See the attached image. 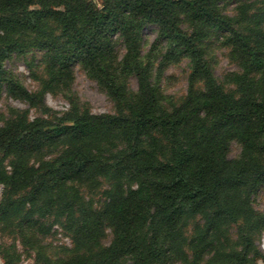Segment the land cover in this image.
<instances>
[{
	"label": "trees",
	"instance_id": "1",
	"mask_svg": "<svg viewBox=\"0 0 264 264\" xmlns=\"http://www.w3.org/2000/svg\"><path fill=\"white\" fill-rule=\"evenodd\" d=\"M222 1L102 0L97 6L93 0H0V29L7 37L10 28L30 29L46 17L67 29V39L57 48L51 65L53 80L71 73L73 61L80 59L109 93L127 103V113L118 116L84 111L59 124L35 120L25 126L0 127V149L16 155L10 173L0 170V182L9 188L31 183L24 202L33 203L41 195L43 203L51 206L55 197L62 195L60 209L66 211L71 224L76 223V234L87 251L78 264H169L179 253L181 264H198L212 244L207 235L218 227L220 211L242 216L248 226L240 237L239 249L221 252V264H253L255 258L264 262L253 244L252 233L259 221L253 220L247 196L264 185V164L226 156L228 144L235 138L248 150L264 154V33L256 40L246 39L232 24L233 18L222 11ZM255 18H264V8ZM182 21L191 26L189 33ZM151 23L189 55L191 76L206 85L205 91L179 104L170 102L169 109L162 108L164 94L149 81L148 70L137 60L138 32ZM213 29L229 33L247 74L258 73L252 79L239 77L241 92L237 96L214 84L197 45ZM116 34L127 45L120 59L114 46ZM53 42L41 37L33 44ZM129 69L137 78V91L131 96L123 84ZM20 89L32 101L29 92ZM114 131L122 134L127 147L108 150L110 156L105 158L102 146ZM148 139L162 159L153 155L147 159ZM57 141L65 142L68 148L42 171L40 167H25L30 153ZM104 169H111L118 181L131 180L134 186L125 190L119 183L117 192L96 211L68 182ZM243 190L246 196L241 197ZM76 207L79 213L74 218ZM15 209V201L0 203L3 216ZM196 213H211L210 223L191 238V255L187 257L177 244V229L184 215ZM105 221L112 227V239L101 246L99 235ZM13 258L9 253L4 264H15ZM35 260L37 264H71L49 259L41 244Z\"/></svg>",
	"mask_w": 264,
	"mask_h": 264
},
{
	"label": "rangeland",
	"instance_id": "2",
	"mask_svg": "<svg viewBox=\"0 0 264 264\" xmlns=\"http://www.w3.org/2000/svg\"><path fill=\"white\" fill-rule=\"evenodd\" d=\"M93 1L97 6H101L102 0ZM220 6L224 13L233 18L232 24L246 39L256 40L259 34L264 33V18H255L264 8V0H223ZM181 26L187 33L191 31V26L186 21H182ZM67 35L68 31L64 25L51 17H46L39 23L34 22L30 29L10 28L8 37L7 32L0 29V127L25 126L35 120H44L46 125L59 124L84 111L113 116L127 113L126 101H119L109 93L97 74L80 59L73 61L71 73H60L63 79H52L51 65L55 52L67 39ZM41 37H48L54 42L43 46L34 45L33 42ZM113 39L117 57L120 59L126 53V42L118 34L114 35ZM137 44L138 62L148 70L149 81L159 86L165 96L160 99L163 109H169L170 102L179 104L188 96L206 90L202 79H194L191 76L192 61L189 55L183 53L174 42L163 37L157 24L142 26L138 32ZM197 45L201 49L214 84L220 90L237 96L241 92L238 86L240 76L245 75L247 79L257 77L258 73H246L247 70L241 63L229 33L213 29L200 39ZM123 84L128 96L136 93L137 78L132 69L123 75ZM20 86L29 92L32 101L23 95ZM125 140L120 132L114 131L104 141L102 156H110L108 150L116 152L126 148ZM151 144L148 139L145 145V149L149 150L147 159L151 155L162 159V155L154 150ZM67 148L63 141L45 143L27 156L25 167H40L42 171ZM14 154L0 149L2 172L10 173L16 156ZM226 156L230 159L259 160L264 164V154L262 156L259 152L248 150L236 138L230 140ZM68 183L72 184L96 211L101 210L105 202L117 192L119 183H123L125 190L129 185L134 186V183L126 178L118 181L111 169L100 170L91 176L86 175ZM30 190L31 183L11 185L9 188L0 182V203L15 201L16 204V209L10 215L0 214V264H4L5 256L9 253L13 254L15 264H37L35 258L38 244L44 246L45 254L51 260L71 264L82 262L87 251L76 234V223L71 224L66 211L60 209L62 195H57L51 206L43 203L41 195L33 203L24 202L23 197ZM6 191L8 196H4ZM239 196H246V191H241ZM247 196L253 210V220L259 221V227L252 233L253 244L264 256V249L260 244V238L264 234V185ZM78 213L79 207H76L74 218ZM210 215L211 213H196L183 216L177 229V244L187 257L191 255V238L207 229ZM216 219L218 227L212 228L215 231L212 235H207L208 238L211 236L212 244L198 264H221V252L241 247L240 237L248 228L246 220L239 215H227L224 211H220ZM111 239L112 227L105 221L99 235V244L106 246ZM181 263V253L169 262ZM253 264L264 262L261 258H255Z\"/></svg>",
	"mask_w": 264,
	"mask_h": 264
},
{
	"label": "built area",
	"instance_id": "3",
	"mask_svg": "<svg viewBox=\"0 0 264 264\" xmlns=\"http://www.w3.org/2000/svg\"><path fill=\"white\" fill-rule=\"evenodd\" d=\"M260 244H261L262 248L264 249V234H262V236L260 238Z\"/></svg>",
	"mask_w": 264,
	"mask_h": 264
}]
</instances>
